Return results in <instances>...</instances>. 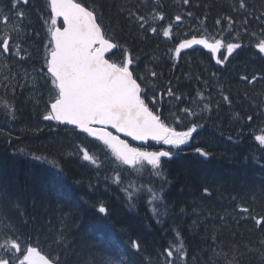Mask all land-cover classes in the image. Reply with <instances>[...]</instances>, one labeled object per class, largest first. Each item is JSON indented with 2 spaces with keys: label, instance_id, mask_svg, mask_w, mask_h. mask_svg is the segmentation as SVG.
Wrapping results in <instances>:
<instances>
[{
  "label": "trees",
  "instance_id": "obj_1",
  "mask_svg": "<svg viewBox=\"0 0 264 264\" xmlns=\"http://www.w3.org/2000/svg\"><path fill=\"white\" fill-rule=\"evenodd\" d=\"M76 1L96 9L99 22L115 37L114 42L137 58L142 75L151 71L158 74L148 80L157 93L169 86L187 100L203 93L212 112L192 121L203 127L183 151L164 162L168 183L162 186L161 215H152L144 195L129 208L112 182V167L105 162L97 169L77 155L81 147L100 152L92 138L68 125L43 120L51 87L41 73V69L46 72L44 46L48 37L43 21L49 9L48 0H30L22 24L12 21L22 27L23 38L12 42L11 53L0 55V100L13 101L16 108L14 120L0 109V196L11 197V203L3 202L21 233L46 255L59 257L60 264H165L164 252L176 241V233L186 251L178 264H227L234 254L238 264H262L259 253L249 249L260 248L264 229L246 220L238 208L248 207L257 218L264 214V146L254 138L261 125L246 119L264 111V79L253 84L242 80L245 75L249 79L264 76V56L257 54L255 41L244 34L240 23L244 13L232 11L235 0H190L188 5L182 0ZM152 3L163 5L166 12V19L153 26L162 33L173 23L172 37L139 32L122 11L137 5L144 10V5ZM248 3L256 15L264 12V0ZM7 4L8 0H0V6ZM188 12L192 18L177 26L175 15ZM225 16L236 21L231 34L226 23H215ZM260 28L261 22L256 20L247 26L249 34L258 33ZM201 29L214 39H224L225 44L241 43L242 47L223 65L202 48L187 50L174 59V46L181 39L204 34ZM237 34L239 39H234ZM17 43L21 44L18 54ZM113 52L111 59L121 58L118 51ZM223 95L230 97V104ZM176 104L165 97L157 108L168 116ZM195 105L192 107L199 111ZM196 147L210 151V157L197 155ZM100 158L104 160L102 154ZM134 170L129 168L125 173V184L134 181ZM204 188L209 189L207 194ZM100 203L107 207V215L97 211ZM17 205L19 211L14 210ZM7 224V219L0 223V242ZM132 240L141 243L139 251L132 248Z\"/></svg>",
  "mask_w": 264,
  "mask_h": 264
},
{
  "label": "snow or ice",
  "instance_id": "obj_2",
  "mask_svg": "<svg viewBox=\"0 0 264 264\" xmlns=\"http://www.w3.org/2000/svg\"><path fill=\"white\" fill-rule=\"evenodd\" d=\"M189 2L190 0H182L184 5H188ZM29 5L30 0H8L7 5L0 6V24L3 25L0 29V55L11 53L12 42L23 38L22 27L12 21L17 20L22 24L27 15L24 9ZM249 8L248 0H235L232 11L237 14L244 13L240 21L244 27V34L249 36L250 41H255L257 54H264V12L256 15L255 10ZM48 9V16L43 21L47 25L48 37L44 46L46 72L41 69V73L46 81L50 80L51 87L43 120L75 126L81 134L92 138L100 152L93 153L88 148L81 147L77 155L97 169L103 167L105 162L112 167L114 173L111 177L112 182L120 188L129 208L136 206L134 201H137L141 195L147 197L145 199L147 205H163L162 185L168 183L167 177L163 176L164 162L172 159L175 154L183 151L184 146L189 145L194 134L203 127L202 124L192 121L205 118V114L212 112V106L204 103L199 111L194 110L192 105L197 101H203V93H197V97L192 100L177 95L171 86L157 93L148 80L157 78L158 74L155 71H151L150 75L141 74L137 58L118 41L114 42L115 37L107 33L103 24L99 22L100 17L95 8L90 10L76 0H48ZM143 9L137 5L134 9L122 11H126V19L136 26L139 32L162 34L164 38L173 36V23H168L162 29V33L158 27L153 26L166 19L163 5L152 3L144 5ZM192 16L190 12L177 14L174 23L179 26L185 18ZM250 20L261 22L258 33H248L247 26ZM215 23L216 25L226 23L229 34L235 30L236 21L232 16L217 19ZM200 31L204 34L199 35V38L197 35H192L190 39H181L174 46L172 50L174 59H178L183 50L194 45H202L213 55L219 53L216 63L223 65L237 49L242 47L241 43L225 44L224 39H214L206 33V29ZM234 39H239V34ZM20 49L21 44L17 43V54ZM221 49H225L227 55L221 52ZM113 50L121 54L120 59L110 58L115 54ZM220 56L223 58L221 59ZM148 71L147 68L144 69L145 73ZM261 79H264V76L252 75L251 79L246 75L242 77V80L248 84ZM165 97L177 102L175 111H170L168 116H164L157 108ZM223 100L231 103L227 95H223ZM180 104L189 106L181 108ZM167 106L169 109L172 107L170 104ZM0 109H3L5 116L15 119L16 108L13 101L0 100ZM259 117H264V111L258 116L248 115L246 119L257 121L261 125L258 129L260 134L255 135L254 138L264 146V119ZM239 119L237 114L238 122ZM121 134L125 138H121ZM127 138L140 142L139 146L130 143ZM149 142L155 143L153 145ZM152 147L157 150H149ZM195 153L204 158H209L211 155L210 151L201 147H196ZM101 154L104 160H101ZM52 163L58 167L54 161ZM129 168L141 170V176L143 172H148L151 177L160 179V189L157 190L152 185L137 186L134 181L125 184V173ZM203 191L207 194L209 189L204 188ZM5 200L11 203V197L0 196V223L5 219L8 220L4 239L0 242V264H60L59 257L43 254L42 250L33 246L30 240L24 237L19 226L12 220L11 210L3 202ZM14 210L19 211L18 205ZM97 211L104 215L108 213L103 203L98 205ZM150 211L154 217L161 215L160 209L156 206L151 207ZM238 212L243 214L246 220H252L258 229H264V214L257 218L252 215L248 207H239ZM259 243L260 248L249 251L258 252L264 264V239ZM131 246L139 251L141 243L132 240ZM164 255L165 264H178V260L184 259L186 251L179 233H176V241L169 244ZM227 264H238L235 254Z\"/></svg>",
  "mask_w": 264,
  "mask_h": 264
},
{
  "label": "rangeland",
  "instance_id": "obj_3",
  "mask_svg": "<svg viewBox=\"0 0 264 264\" xmlns=\"http://www.w3.org/2000/svg\"><path fill=\"white\" fill-rule=\"evenodd\" d=\"M222 52L224 53H226V50L225 49H223L222 50ZM209 101H210V99H208ZM202 102H204V103H208V101H207V99L204 97V99H203V101ZM204 103H198V105H197V103H196V107H202V104H204ZM209 104V103H208ZM186 146H188V145H186ZM186 146H184V147H186ZM149 150H157L155 147H152V148H149ZM101 157V156H100ZM104 158V157H103ZM114 166V165H113ZM140 172H141V170H139V169H137V168H135V170H134V177H135V179H134V182H135V184L137 185V186H139V185H141V184H144V185H152V186H155V188L157 189V187L158 186H160L161 185V180L160 179H158V178H153V177H151L150 176V174L148 173V172H143V175L141 176L140 175ZM163 176H165V174H164V172H163ZM143 178H151L150 179V181L149 182H140ZM163 186V185H162ZM157 190H159V189H157ZM153 206H156V207H158L159 209H160V207H161V205H159V204H157V205H151V207H153ZM183 245H184V243H183ZM185 249V248H184ZM176 256V254L174 253V257ZM180 261V263H182L181 262V260H179Z\"/></svg>",
  "mask_w": 264,
  "mask_h": 264
},
{
  "label": "water",
  "instance_id": "obj_4",
  "mask_svg": "<svg viewBox=\"0 0 264 264\" xmlns=\"http://www.w3.org/2000/svg\"><path fill=\"white\" fill-rule=\"evenodd\" d=\"M77 3H80V2H78V1H76ZM85 6V5H84ZM87 7V6H86ZM90 9V8H89ZM91 10V9H90ZM191 38V37H190ZM190 38H187V39H190ZM198 38H199V36H198ZM193 48H203V49H205V50H207V51H209L208 49H206V48H204L202 45H194V46H192V48H189V49H193ZM189 49H186V50H183V52H185V51H187V50H189ZM114 51V50H113ZM221 51V50H220ZM210 52V51H209ZM214 56V58H215V60H216V58H217V56H219V53H217L216 55H213ZM69 127H71V128H75V126H72V125H68ZM78 130V129H77ZM79 131V130H78ZM121 138H125L124 136H123V134H121ZM128 140H129V142L130 143H133L134 145H138L139 146V144H140V142H134V141H132L131 140V138H127ZM150 143V142H149ZM43 253V252H42ZM43 254H45V253H43ZM46 255V254H45Z\"/></svg>",
  "mask_w": 264,
  "mask_h": 264
},
{
  "label": "flooded vegetation",
  "instance_id": "obj_5",
  "mask_svg": "<svg viewBox=\"0 0 264 264\" xmlns=\"http://www.w3.org/2000/svg\"><path fill=\"white\" fill-rule=\"evenodd\" d=\"M154 145V144H153Z\"/></svg>",
  "mask_w": 264,
  "mask_h": 264
}]
</instances>
